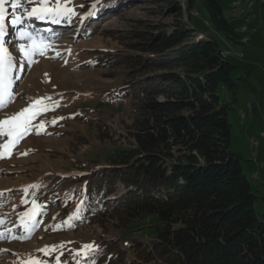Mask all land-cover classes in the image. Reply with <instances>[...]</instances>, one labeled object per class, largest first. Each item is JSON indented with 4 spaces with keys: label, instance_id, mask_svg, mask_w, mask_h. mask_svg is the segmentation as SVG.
<instances>
[{
    "label": "trees",
    "instance_id": "16d2710c",
    "mask_svg": "<svg viewBox=\"0 0 264 264\" xmlns=\"http://www.w3.org/2000/svg\"><path fill=\"white\" fill-rule=\"evenodd\" d=\"M145 1L160 4V14L172 21L106 30L121 48L104 63L121 70L118 89L130 99L128 147L59 178L35 201L42 207L68 186L76 201H56L54 212L64 216L58 223L101 229L97 264H264V210H255L256 186L230 148L236 65L198 29L194 9L204 8L211 28L228 42H245L218 0H100L101 15L118 16ZM223 88L233 91L225 103ZM81 200L78 218L64 223ZM152 226L150 235H130Z\"/></svg>",
    "mask_w": 264,
    "mask_h": 264
},
{
    "label": "rangeland",
    "instance_id": "374dc122",
    "mask_svg": "<svg viewBox=\"0 0 264 264\" xmlns=\"http://www.w3.org/2000/svg\"><path fill=\"white\" fill-rule=\"evenodd\" d=\"M218 1L245 43L225 40L211 28L209 15L200 5L194 9V22L200 31L215 39L219 48L225 49H222V54L228 53V59L236 65L230 73L236 80L234 94L237 97L235 109L228 111L232 121L230 148H236L237 143L243 140L253 160L264 163V112L261 113L264 106V0H238L236 6L233 3L231 6L227 0ZM62 2H67L83 14L87 5L94 0ZM81 5L85 7L81 8ZM5 7L10 14V5ZM163 8L166 9V5ZM100 9L99 6L97 15L83 22L78 17L73 18L71 24H52L47 20L35 19L28 21L32 25L29 30L47 39L54 51L50 50L46 56L35 57L30 66L25 64L23 72L17 70L13 73L14 99L0 111V119L23 110L32 100L40 97L50 96L52 100L44 103L58 106L33 120L34 126L41 122L45 125L40 134H36L34 127L32 132L20 139L10 157L0 158V192L5 193L0 196V219L4 220L0 232L11 229L13 235L24 236V239H12L6 233L0 239V264H21L22 260L30 258L56 264L55 257L61 252L60 262L63 264L71 259V253L81 249L84 244L95 245L98 234H101V229L96 225L85 224L71 230L59 225L58 222L64 216L57 217L54 212L55 209L60 211L58 207L55 208L56 201L70 199L71 204L76 201L70 197L66 185L58 191L59 195L53 193L50 197L56 203L46 202L42 207L39 206L40 215L36 217L38 224L30 234L14 227L19 214L31 207V201H42L44 194L49 195L48 191L57 187L55 184L59 178L64 179L73 171L103 164L108 157L128 147L124 135L133 120L130 99L121 96L118 89L123 82L122 74L117 72L121 70L104 63L107 56L121 48L107 36L106 30L129 29L159 21L170 23L172 17L161 15L160 4L148 1L126 8L118 12V16H102ZM187 16V13L183 15L184 22H188ZM14 38L10 29L6 39ZM12 51L17 57L21 55L16 48ZM57 51L59 56L55 54ZM17 76L19 79L15 78ZM253 79L257 88L251 86ZM225 89L231 98L233 91ZM219 94L221 102H227L222 90ZM157 99H163V95H158ZM242 109L247 111L245 119H242ZM54 119L57 122L52 124ZM239 129L242 134L238 132ZM102 133H106L108 138H101ZM6 139L0 137V143ZM25 152L27 154L22 155ZM54 178L58 179L52 183ZM118 191L117 194L121 189ZM21 200L27 203H21ZM258 201H254V208L261 212L256 204ZM70 207L69 202L67 212ZM146 219L140 220V225L145 224ZM154 230L153 226L146 227L130 235L142 232L150 235ZM53 247L56 251L50 257L38 251Z\"/></svg>",
    "mask_w": 264,
    "mask_h": 264
},
{
    "label": "snow or ice",
    "instance_id": "6c2138e0",
    "mask_svg": "<svg viewBox=\"0 0 264 264\" xmlns=\"http://www.w3.org/2000/svg\"><path fill=\"white\" fill-rule=\"evenodd\" d=\"M5 5H10V14ZM99 6L100 0H94V2L87 5L86 11L81 14L62 0H0V111H3L14 99V93L12 92L13 73L17 70L23 72L25 64L30 66L35 57L46 56L50 50L54 51L53 46L47 39L29 30L32 25L28 21L35 19L39 21L47 20L52 24H71L73 18L78 17L80 22H83L96 16ZM80 7L84 8L85 5ZM10 29L15 38L8 40L6 38L9 36ZM13 48L18 49L21 54L19 57L13 54ZM55 54L60 55L58 51ZM15 78L19 79L18 76ZM51 100L52 97L50 96L36 98L23 110L0 119V137L7 138L5 142L0 143V158L10 157L12 149L20 139L32 132L34 127L36 128V134H40L45 125L41 122L38 126H34L33 120L41 113L53 110L58 106L44 103V101ZM56 122L54 119L51 123L55 124ZM26 154L27 152L22 153V155ZM4 194V192H0V196ZM21 203H27V201L21 200ZM82 205L83 201L81 200L80 204L76 206L74 215L64 223H69L71 219L78 218L79 209ZM38 215H40V208L37 202L33 200L31 201V207L19 214L18 223L14 227H19L25 234H30L38 224L36 219ZM3 223L4 220L0 219V225ZM6 233L12 239H24V236L17 237L13 235L11 229L0 232V239H3ZM61 247L63 246L61 245ZM38 251L50 257L56 249L55 247L51 249L43 248L38 249ZM62 255L63 252L55 257L56 264H61L60 256ZM99 258V246L88 243L84 244L81 249L71 253V259L64 261L63 264H97ZM21 264H48V262L40 258H30L22 260Z\"/></svg>",
    "mask_w": 264,
    "mask_h": 264
},
{
    "label": "crops",
    "instance_id": "0c3cea01",
    "mask_svg": "<svg viewBox=\"0 0 264 264\" xmlns=\"http://www.w3.org/2000/svg\"><path fill=\"white\" fill-rule=\"evenodd\" d=\"M227 1H228V3H231V6H233V5L236 6L237 4L235 2L238 0H227ZM232 3H233V5H232ZM243 5H246V3H244ZM244 37H246V36H244ZM222 49H224V48H222ZM224 51H225V49H224ZM227 57H228V53H227ZM249 75L250 74L247 75V79H248ZM254 82H255V80L253 79V81L251 82V86L253 88H257ZM222 91H223V95L227 99V101L230 100L231 98L229 97V93L227 92V90L225 88H223ZM235 107H236V104H233L231 109H235ZM260 107H261V105H260ZM261 109H262V107H261ZM242 111H244V116L242 117V119H245L247 111H246V109H242L241 112ZM241 112H240V114H241ZM263 112H264V106H263V109L261 110V113H263ZM229 120H230V118H229ZM230 122H231V128H232V121L230 120ZM238 132L240 133L241 130L239 129ZM241 134H242V132H241ZM231 139H232V132H231ZM241 141L242 142L237 143L236 148H233L231 150L234 152L240 153L242 169L245 172L249 181L256 186L257 200H259L258 201L259 203H256V204H257L258 208H260L262 211V210H264V166H262V164L260 162H258V160H255V159L253 160V158L251 157V153H249V151L247 150L248 145L243 143V140H241ZM249 176H251V178Z\"/></svg>",
    "mask_w": 264,
    "mask_h": 264
},
{
    "label": "built area",
    "instance_id": "2783aa9c",
    "mask_svg": "<svg viewBox=\"0 0 264 264\" xmlns=\"http://www.w3.org/2000/svg\"><path fill=\"white\" fill-rule=\"evenodd\" d=\"M254 143H256V141H254ZM262 164V166H264V163H261Z\"/></svg>",
    "mask_w": 264,
    "mask_h": 264
}]
</instances>
